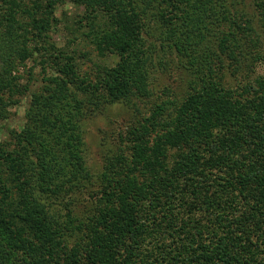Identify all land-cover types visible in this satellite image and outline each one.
<instances>
[{"label": "trees", "instance_id": "16d2710c", "mask_svg": "<svg viewBox=\"0 0 264 264\" xmlns=\"http://www.w3.org/2000/svg\"><path fill=\"white\" fill-rule=\"evenodd\" d=\"M66 1L0 0V264H264V0H70L61 45ZM152 95L94 172L84 121Z\"/></svg>", "mask_w": 264, "mask_h": 264}, {"label": "rangeland", "instance_id": "374dc122", "mask_svg": "<svg viewBox=\"0 0 264 264\" xmlns=\"http://www.w3.org/2000/svg\"><path fill=\"white\" fill-rule=\"evenodd\" d=\"M78 8L70 1L67 0L60 9L56 12L62 21V25L58 28L51 31L52 36L56 39L58 44L64 45L66 40L73 36V28L75 24L74 13ZM81 37L77 36V40ZM80 41V40H78ZM79 49L84 50L83 48H88L87 46H82V44L77 43ZM92 61L96 62L97 57L94 52H91ZM108 62H114L113 56H110ZM105 60V58H104ZM34 65L33 74L39 77L40 72H42L41 66L36 62L29 61V65ZM92 67L91 62L84 63L85 69H90ZM262 70V67H260ZM179 71H182L179 69ZM179 73V74H178ZM171 73L170 75H157V89L158 94H160V89L164 85H168L174 90H180L183 85L184 72ZM182 77V79H181ZM155 91V89H154ZM153 91V92H154ZM157 92V91H155ZM157 95H152L145 99L144 102L139 101L135 105L114 103L107 105L106 107L98 112L94 116L87 118L84 121V137L86 142V158L89 167L94 171L98 172L101 168L103 157L113 148L112 138L117 135V132L123 130L127 124L134 120V115H139V111L142 112L147 108L153 101L157 99ZM27 105L26 99H23V102L15 107L13 110L16 114L13 118L9 119L10 125H17V122L23 118L24 109Z\"/></svg>", "mask_w": 264, "mask_h": 264}]
</instances>
